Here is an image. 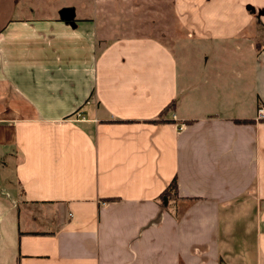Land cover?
Listing matches in <instances>:
<instances>
[{"label":"crops","instance_id":"obj_1","mask_svg":"<svg viewBox=\"0 0 264 264\" xmlns=\"http://www.w3.org/2000/svg\"><path fill=\"white\" fill-rule=\"evenodd\" d=\"M171 7L181 55L0 0V264H264V0Z\"/></svg>","mask_w":264,"mask_h":264},{"label":"rangeland","instance_id":"obj_2","mask_svg":"<svg viewBox=\"0 0 264 264\" xmlns=\"http://www.w3.org/2000/svg\"><path fill=\"white\" fill-rule=\"evenodd\" d=\"M42 13L70 10L78 19H93L108 40L118 37L156 38L182 54L187 42L181 26L172 17L171 0H32ZM260 35V34H259ZM259 35L252 34L255 39ZM0 169V183L3 179ZM7 185V184H6ZM3 184V186H6Z\"/></svg>","mask_w":264,"mask_h":264},{"label":"trees","instance_id":"obj_3","mask_svg":"<svg viewBox=\"0 0 264 264\" xmlns=\"http://www.w3.org/2000/svg\"><path fill=\"white\" fill-rule=\"evenodd\" d=\"M174 107V103L171 102L168 106H166V108H164V111H167L168 109H173ZM176 189H177V181L174 178L170 184L168 185V187L162 192V194H160L159 198L161 201L164 200V198H166V200L171 199V197H176Z\"/></svg>","mask_w":264,"mask_h":264},{"label":"built area","instance_id":"obj_4","mask_svg":"<svg viewBox=\"0 0 264 264\" xmlns=\"http://www.w3.org/2000/svg\"><path fill=\"white\" fill-rule=\"evenodd\" d=\"M257 119L258 120H264V107L261 106L257 109ZM173 119H175L174 116H172ZM76 119H80L81 121H84V117L83 116H80L79 114L76 116ZM179 130H181L183 128V125H180L179 126Z\"/></svg>","mask_w":264,"mask_h":264},{"label":"water","instance_id":"obj_5","mask_svg":"<svg viewBox=\"0 0 264 264\" xmlns=\"http://www.w3.org/2000/svg\"><path fill=\"white\" fill-rule=\"evenodd\" d=\"M73 13L70 10H64V12L62 13V19L68 22H72L73 20ZM164 204H166V198H164Z\"/></svg>","mask_w":264,"mask_h":264}]
</instances>
